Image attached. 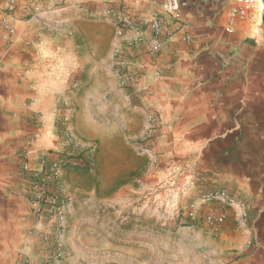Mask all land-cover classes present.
Wrapping results in <instances>:
<instances>
[{
    "label": "crops",
    "instance_id": "obj_1",
    "mask_svg": "<svg viewBox=\"0 0 264 264\" xmlns=\"http://www.w3.org/2000/svg\"><path fill=\"white\" fill-rule=\"evenodd\" d=\"M163 1L0 0V14L13 7L12 34L0 26V264H41L33 231L44 225L12 193L17 158L29 142L33 152L60 148L56 123L67 108L76 136L95 148L99 175L62 172L77 199L62 264H107L111 249L118 263L129 253L138 259L137 241L111 243L113 234L127 236L122 215L154 216L161 206L171 218L217 189L245 202L248 217L235 206H205L203 216L225 218L186 229L194 264H264V4L256 0L230 26L236 0L191 3L172 15ZM110 7L145 22L140 43L130 46L137 34L106 16ZM147 124L156 166L135 150ZM180 263L192 264L186 255Z\"/></svg>",
    "mask_w": 264,
    "mask_h": 264
},
{
    "label": "built area",
    "instance_id": "obj_2",
    "mask_svg": "<svg viewBox=\"0 0 264 264\" xmlns=\"http://www.w3.org/2000/svg\"><path fill=\"white\" fill-rule=\"evenodd\" d=\"M211 0H164L162 3L165 12L170 15L189 7L191 3L209 2ZM258 8L256 0H236V5L229 12V25L232 26L237 20L248 17L249 12H254ZM13 7L10 4L0 14V26L10 36L12 27L9 16ZM106 16H115L119 25L124 26L137 34L130 46L140 43V34L143 31L145 22L140 20L132 22L133 19L120 11L118 8H108L104 11ZM176 18V17H175ZM179 22V21H178ZM120 27V28H121ZM154 35L160 33V22L155 19L151 23ZM118 35H121L119 29ZM163 42L156 45L159 48ZM124 79V78H123ZM68 108L62 112L57 119V133L61 146L58 149L33 152L30 143L21 151L17 158V177L12 193L18 198H22L31 208L34 220L37 224L44 225L41 230L34 229L35 239L39 245V252L42 255L41 264H60L63 252L62 235L66 230V220L68 209L73 204V199L65 191L61 183L62 171L65 167H92V157L95 148L81 141L75 134L71 126V118ZM40 123V119H34ZM149 122V121H148ZM151 125L147 124L143 132V140L151 139ZM138 150L150 157L153 151L146 143L138 146ZM35 154V161H31V155ZM201 205L220 203L226 207L235 206L240 211V217H248V205L232 198L224 189L205 191L200 197ZM187 217L192 222L202 220L206 225L222 222L224 214L218 216L209 213L205 216L198 213L197 207L191 206ZM22 264H34L29 258H25Z\"/></svg>",
    "mask_w": 264,
    "mask_h": 264
},
{
    "label": "rangeland",
    "instance_id": "obj_3",
    "mask_svg": "<svg viewBox=\"0 0 264 264\" xmlns=\"http://www.w3.org/2000/svg\"><path fill=\"white\" fill-rule=\"evenodd\" d=\"M1 13H3V11ZM150 141H152V139H149V140L146 139V141H144L143 137L141 136L140 140L135 144V150L138 154L146 157L148 159V162H150L152 166H156L158 159H159L158 154L156 155L153 153V156L150 157L148 155L142 154L138 150L139 145L144 144V143L147 144V142H150ZM95 152L92 157V162H93L92 167L67 166L65 168L79 169L86 173L88 172L95 177H98L99 172L97 169V161L95 158L96 157ZM144 166H146V162L145 163L143 162L141 167H144ZM137 178L139 179L137 180ZM137 178L135 177L133 179L135 181L137 180L136 182L134 181L135 186H139L143 183V181H141L142 177L139 176ZM63 188L73 199V202H72L73 204L71 206L73 207L77 199L64 185H63ZM99 191H100L99 188H96V194H99ZM202 194H200L197 197L190 198L186 204H183L182 206L178 207L175 210V214L171 218H168L169 215L165 214L164 208L161 206H158L156 208V214L154 216H152L151 213H148L147 215V210H144L142 213H140V216L138 218L135 217V215H132L130 211L128 215L126 214L124 216L122 215V217L127 218L126 221L123 223V226L128 233H127V236H124V237H120V236L113 234L110 237V239L113 240L111 242L113 245V248L116 245V240L118 238H123V239H126L128 243H130L131 240L134 242L137 241L138 245L134 244V246H138L137 248L139 250L138 259H136L135 253L132 257H131V254L129 253L128 260L124 264H181L180 259L184 255L187 256L190 263L194 264L195 262H194L193 256H194V252H196V248L193 245V241H192L194 237L192 233L187 232L186 229L190 230L195 227H199L202 224V220L198 222H192L187 217V213L192 205L193 207H197L198 213L203 212V208L206 205L200 204V199H201L200 197ZM78 200L80 201L81 199H78ZM111 212H113L112 209H111ZM65 226H66V230L64 234L62 235V241H61L62 243H63V238L68 230V221H66ZM109 226L112 227V225L110 224ZM120 226L123 227L122 225ZM62 253L63 254L60 259V264H62L63 262L64 251ZM115 254H116V251L114 249H111L110 253L108 254L110 258L107 264H121L117 262V259H115L116 257Z\"/></svg>",
    "mask_w": 264,
    "mask_h": 264
},
{
    "label": "trees",
    "instance_id": "obj_4",
    "mask_svg": "<svg viewBox=\"0 0 264 264\" xmlns=\"http://www.w3.org/2000/svg\"><path fill=\"white\" fill-rule=\"evenodd\" d=\"M263 4H264V0H262ZM262 24L264 25V12H263V15H262Z\"/></svg>",
    "mask_w": 264,
    "mask_h": 264
},
{
    "label": "bare ground",
    "instance_id": "obj_5",
    "mask_svg": "<svg viewBox=\"0 0 264 264\" xmlns=\"http://www.w3.org/2000/svg\"><path fill=\"white\" fill-rule=\"evenodd\" d=\"M259 1V0H258ZM257 3V5H258V7H259V4H258V2H256Z\"/></svg>",
    "mask_w": 264,
    "mask_h": 264
}]
</instances>
